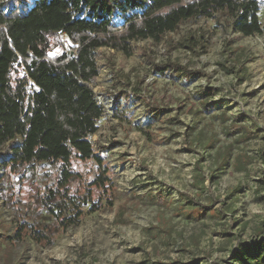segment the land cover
<instances>
[{
	"label": "rangeland",
	"instance_id": "374dc122",
	"mask_svg": "<svg viewBox=\"0 0 264 264\" xmlns=\"http://www.w3.org/2000/svg\"><path fill=\"white\" fill-rule=\"evenodd\" d=\"M258 18L262 32L250 37L232 33L228 18L217 14L181 23L157 44L133 43L130 58L97 51L93 90L105 113L90 142L101 161L72 158L68 190L85 198L82 217L77 226L56 228L28 206L56 169L32 183L6 173L0 226L10 235L23 221L38 230L22 233L13 264H230L236 244L264 238V191L255 190L264 168L262 2ZM189 36L197 41L194 52L182 47ZM62 39L50 38L51 55L59 54ZM201 45L206 53L198 55ZM167 62L197 74L157 75L153 63ZM116 99L127 112L123 120L114 117ZM151 108L161 112L157 120ZM102 172L107 180L99 187L93 182ZM160 189L151 201L148 191ZM179 194L215 210L233 207L219 217H186Z\"/></svg>",
	"mask_w": 264,
	"mask_h": 264
},
{
	"label": "trees",
	"instance_id": "16d2710c",
	"mask_svg": "<svg viewBox=\"0 0 264 264\" xmlns=\"http://www.w3.org/2000/svg\"><path fill=\"white\" fill-rule=\"evenodd\" d=\"M0 3V186L6 173L19 183L44 181L48 171L55 176L36 195L31 206L51 219L54 227L77 226L85 198L69 193L73 180L72 158L87 161L96 157L90 138L98 131L105 110L93 90L98 76L97 51L106 48L126 58L133 55L132 44L150 40L155 44L173 33L181 23L197 18H228L232 33L243 37L261 34L258 14L264 0H1ZM61 39L59 54L51 55L50 38ZM189 36L182 47L194 52L196 43ZM181 45V44H180ZM205 54L206 48L201 45ZM157 75L173 73L189 79L196 72L175 62L153 63ZM239 81L247 74L241 67ZM201 76V75H200ZM114 117L127 113L116 99ZM203 108L208 104L203 102ZM151 120L161 116L151 108ZM154 116V119H153ZM224 116V114H220ZM245 131V127H240ZM248 133V132H246ZM264 163V152L260 153ZM258 192L264 191V168L260 170ZM45 177V178H44ZM107 178L100 173L94 185L102 187ZM203 187V181H201ZM237 190H235L236 192ZM148 194L152 201L155 193ZM0 198L6 191L2 190ZM178 203L186 217H219L231 212L232 204L215 210L179 194ZM89 206V205H88ZM91 210V209H90ZM10 235L0 226V264H13V247L22 242V233L38 232L33 224ZM50 228V226H49ZM236 247V248H235ZM230 264H264V238L253 243L236 244ZM156 264H162L156 262ZM173 264H180L175 262ZM215 264V263H214Z\"/></svg>",
	"mask_w": 264,
	"mask_h": 264
}]
</instances>
